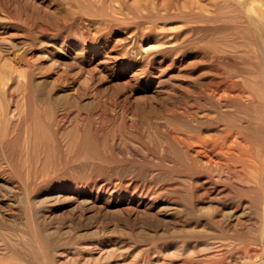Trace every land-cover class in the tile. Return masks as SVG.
<instances>
[{"label": "rangeland", "instance_id": "obj_1", "mask_svg": "<svg viewBox=\"0 0 264 264\" xmlns=\"http://www.w3.org/2000/svg\"><path fill=\"white\" fill-rule=\"evenodd\" d=\"M199 1L0 0V197L8 187L17 197L15 206L0 200V217L27 240L23 262H177L188 252L153 248L173 236L208 229L205 215L218 218L222 207L235 206L230 196L203 194L204 184L237 193L254 169L245 168L247 175L234 159L228 161L231 168L209 167L178 144L175 124L202 105H264V57L254 42L242 48L251 51L248 57L239 52L245 61L211 62L204 54L202 26L214 23L203 22ZM227 69L245 81L244 100L218 103L210 94L225 77L219 72ZM247 109L233 112L237 123L264 131L254 108ZM219 110L231 113L227 107ZM222 122L196 127L193 147L217 136ZM257 152L245 158L260 157ZM248 218L258 223L255 215ZM196 250L190 256L200 262L221 256L223 264L245 261L238 248Z\"/></svg>", "mask_w": 264, "mask_h": 264}, {"label": "bare ground", "instance_id": "obj_2", "mask_svg": "<svg viewBox=\"0 0 264 264\" xmlns=\"http://www.w3.org/2000/svg\"><path fill=\"white\" fill-rule=\"evenodd\" d=\"M199 2H200V7L202 9V16L204 18L203 22L207 23L210 21L209 23H211V22L214 23V25H211V26L209 24L202 26V31L204 33L203 38L207 39V41L205 40L206 42L204 41L206 44L205 43H204L205 45L203 44L204 47L206 46V49H203V50H205V52H206V53L204 52L205 55H209V59L211 62L217 64L221 61V59L226 60L230 57L231 58H238L239 57L240 59H242L243 56H241L239 54V52L241 50L244 51V49H242V48L248 49L247 46H249L250 43L253 44L254 42L259 47L260 53L258 52L259 53L258 56H260V54L262 53V55L264 57V0H204L202 4H201V2H202L201 0ZM191 3L193 4V2H191ZM213 32H214V34L211 35V38H212V36H214V37L211 40V39H209L210 37H208V36H210V34ZM257 46H256V49L258 50ZM251 49H252V47H251ZM252 51H253V49H252ZM249 52H247V53L245 52V54H247V57L249 54H251V51H249ZM256 58L258 59V57H255V59ZM244 59H246L245 56L242 60H244ZM244 61H243V63H244ZM260 61H261V59L259 60V62ZM240 62L242 63V61H240ZM260 63H263V61H261ZM248 66H249V64H248ZM261 66H262V64H261ZM259 70H260V68H259ZM263 70H264V68H262L261 71H263ZM259 73L260 72H258L257 74L259 75ZM262 73H260L259 76L261 77V74H262L263 75L262 77L264 78V72H262ZM216 74H218V73H216ZM219 74H221L225 77H224V79H222L223 81L221 84H218L214 88L209 89V92L213 96V98H215V100H217L218 103H224V104L231 103L232 101L237 100V99H239V100L243 99L242 91H244V89L247 87V85L245 86V84H246L245 81H243L242 83L239 81L240 82L239 83L237 81L238 79L236 80V77H238L240 74H238L236 72V70H231V69H227L224 73H222L220 71ZM255 76L257 77V75H255ZM250 77H251V75H250ZM260 77L258 79H260ZM252 80H253V78H252ZM258 81H260V80H258ZM251 84H252V82H251ZM257 84H259V83H257ZM256 87H258V86H256ZM250 88H252V87H250ZM258 88H260V87H258ZM253 89H254V87H253ZM256 89L257 88H255V90ZM236 90H237V93L235 92ZM251 90L249 91V93L250 92L253 93ZM260 93H263V95L262 94L261 95L264 97V91L260 92ZM257 94H258V92H257ZM253 95L256 96L255 93H253ZM249 96H248V99L250 102H252V101H254V103L257 102V101H255V97L249 98ZM246 97H247V95H246ZM263 100H264V98H263ZM258 101H259V99H258ZM261 102L263 103L264 101H261ZM250 106H252V107H250ZM204 107L206 109H204ZM212 107L213 106H211V108ZM216 107L215 108L213 107L212 109L211 108L208 109L207 105H202L201 107L200 106L198 107L199 111H197V112H195L196 110H192L193 112L192 111L190 112V110H189V114H188L189 118H186L188 120L185 121L183 119H179L182 121V122H180V124L178 122L179 125L174 123L175 125H177L175 127V130H174L176 133L174 135V138L178 142V144H180V146L182 145L184 147H187L189 150L193 151L195 157L202 156L205 159V164H207L209 167L212 165H216L217 167L220 166V168H221L222 166L224 167V165H225V166L231 168L233 166L229 165L230 162L228 163V161L233 160V159L235 160L236 164L239 163V166H240L241 170L244 171V173H246L245 168L251 167V169H254L253 174L250 173L251 175L249 177L247 176L246 180H248L247 184L253 183L254 187H251L250 184L247 185L245 183V186H242L238 190L237 193L236 192L232 193V191H228L227 193H225L226 190H222L220 188L213 190L212 185L204 184L205 193H203V194H206V193L210 194L211 191H213V193L216 192L217 196H219L220 198H223V197L226 198V197L230 196L231 202L234 203L235 206L230 207L228 209L225 207H222L220 209L218 207V209H220V212H219L220 217H218V218H215L213 213L211 215H208V216L205 215L207 217V218H205V216L203 215L204 213H203L202 215L205 218L204 220L206 221L205 225L207 223L209 224V225L207 224L208 229L200 230V231H197V232H194L191 234L186 233V234H181L179 236H173L172 238H170L171 240H168V239L165 240L166 241L165 243L161 242L157 245L155 244L156 246L153 249H154V251H157V253H161V249L166 248V250H167V248L170 247V248H174V250L178 251V252L179 251L184 252V253L188 252L187 255L189 254L188 256H190V254L193 255L192 250H196V249H198V251L208 252L210 250H212V251H214V250L215 251L227 250L228 251L229 248H231L233 250L238 248L239 249L237 251V253L239 254L238 257L243 259V261L245 260L244 262H241V263H243V264H264V169H263L264 166L261 167L262 164L264 165V131H262V129H263L262 127L264 126V123H262V125H261V128H262L261 130L260 129L256 130L253 128H251L252 130H250L249 126L245 127L246 124H243L242 126L239 125L241 123L238 124L237 123L238 120L233 117V112L236 110L239 112L242 109H244L246 111L247 108H248L247 110H252V108H254L253 110L255 111V118L259 119L261 122H264V119H263L264 115H262L263 117L261 116V113H264L263 112L264 111V105H229L228 104V105H222V106L217 107V108ZM224 107H227L229 109V111H231V113L230 112L224 113L223 111H222L223 112L222 113L219 109L220 108L223 109ZM253 110H252V112H253ZM184 111L185 110L183 109V112ZM226 111L227 110L225 109V112ZM246 112H249V111H246ZM259 112H260V114H259ZM185 114L186 113H183V115H185ZM249 114H251V111ZM183 117H187V116L185 115ZM196 117H198V118H196ZM253 117H254V114H253ZM190 118L198 120V122L196 124L197 126L195 124L192 125L189 122ZM251 118L248 117V119H251ZM257 119H255L254 121L251 120L249 122L252 123V121H253V123H255V121ZM222 121H224V122H222ZM220 122H222V125L224 124L223 125L224 127H221L222 125L219 127L218 131H220V132L217 134V136L209 137L202 144H199L197 142V144H199L200 146L193 147V141L195 139L194 144H196V138H197L196 127L198 128V126H199V128L201 130L209 129L213 125L220 123ZM194 123H195V121H194ZM256 123H258V122H256ZM168 125L169 124H167V127H168ZM16 126H17V124H16ZM259 130H260V133H258ZM222 131H223V133H222ZM12 132L13 133L17 132V129L15 128ZM234 135H235L236 140L233 137L234 138V141H232L233 143L229 144V146H227L228 148L225 149V145H226L227 141L229 139L231 141L232 137L230 138V136H234ZM208 136H210V135H208ZM240 138H241V141H240ZM198 141H201V139L198 138ZM172 144H174V143H172ZM253 149H256L260 153V157L258 155H255V157L256 156L259 157V158L258 157L255 158V157H253L254 156L253 155L251 157L245 158V156H248L249 155L248 153ZM232 150H233V152H232ZM234 152H236V153H234ZM195 168H196V166H195ZM234 168H232V169H234ZM221 169H223V168H221ZM237 169H239V168L237 167ZM235 171L236 170H234V172ZM237 172H238V170H237ZM239 172H240V170H239ZM242 174L243 173H241V175L239 174L240 177L242 176ZM234 178L235 177H233V179ZM226 181H228V179ZM232 181H234V180H232ZM232 181H231V183H232ZM241 184H242V182H241ZM234 185H236V184H234ZM237 187H239V186H237ZM7 189H9V192H8V190L3 192L2 193L3 195L0 197V200L3 199V202L6 201V204H7L6 206H15L17 203L16 190L12 187H8ZM6 192H8V193H6ZM4 193H6V194H4ZM200 196H201V194L199 195V197ZM216 205H215V207H216ZM210 206L211 205H209V207ZM201 207H199V208L203 210V208H201ZM207 207H208V205H207ZM226 207H228V206H226ZM198 211H195V212H198ZM215 211L217 212V210H215ZM201 212L200 213L198 212V213L201 214ZM194 214L199 216L196 213H194ZM252 215H255V217L258 218V220H257L258 223L251 222V223H253V225L249 222L250 218H248V217H251ZM199 217L201 218L202 216H199ZM1 218L2 217H0V264H10V263L12 264L13 262L15 263V261H17L19 264H28L26 261L23 262L25 260V257H24L25 255L23 256V253H22V249H24V246L27 245V240L24 239V235L22 236L20 234V232H16L15 230L13 231L11 227L9 228V225L6 224L7 222L5 223L4 220L2 221ZM244 219H246V220H244ZM233 221H235V222H233ZM244 221L245 222L248 221V224H245ZM175 233L176 232H174V234ZM31 241H33V240H31ZM31 243H33V242H31ZM148 243H150V242H148ZM39 244H42V243L40 242ZM152 245H154V244H152ZM146 248H149V247H146ZM258 248H261V252L254 253L255 250ZM25 250H27V249H25ZM189 251H190V253H189ZM226 252H222V253H226ZM153 253L155 254V252H153ZM172 253H174V252H172ZM196 253H200V252H196ZM196 253H195V255H198ZM37 254H36V256H38ZM232 254H233V252H232ZM172 256H173V254H172ZM188 256H186L187 258H185V259L183 258L182 260H178L177 262H171V263H165V264H223L224 260H226L225 259L226 257L224 258L223 256H221L223 258H221V257L220 258H216V257L205 258L204 260H202L200 262L199 259H197V260L192 259L191 256L190 257H188ZM23 257H24V259H23ZM45 258H47V257H45ZM43 260H44V258H43ZM109 260H110V258H109ZM227 260H229V259H227ZM231 260H233V259L231 258ZM230 262H232V261H230ZM234 262H235V259H234ZM235 264H237V263H235Z\"/></svg>", "mask_w": 264, "mask_h": 264}]
</instances>
